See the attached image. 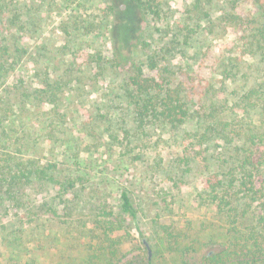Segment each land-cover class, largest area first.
Instances as JSON below:
<instances>
[{
	"label": "rangeland",
	"instance_id": "1",
	"mask_svg": "<svg viewBox=\"0 0 264 264\" xmlns=\"http://www.w3.org/2000/svg\"><path fill=\"white\" fill-rule=\"evenodd\" d=\"M144 1L130 17L136 31L129 48H121L123 59L113 66L119 43L112 26L121 19L108 11L110 0H5L19 7L17 26L25 29L16 37L29 47L11 79L23 78L37 88L39 71L55 80L63 76V94L70 98L63 99L61 109L74 110L65 121L69 138L90 133L94 139H87L88 148L81 153L85 161L79 165L91 167L87 187L80 184V191L62 196L50 187L28 190L31 214L25 221L20 220L24 208L9 202L0 207V264H79L84 258L89 264H108V251H115L113 264H212L208 257L224 247L235 218L211 200L206 186L207 180L231 172L220 155L224 141L211 138L209 152L193 156L187 134L199 126L198 119L176 130L143 125L126 83L135 62L146 76L164 77L173 88L195 76L187 84L196 96L198 81L217 82L219 90L222 75L215 58L242 55L235 44L240 32L229 28L228 33L204 34L202 22L199 34L188 41L183 35L192 0H153V9L147 6L150 0ZM125 8L117 3L116 11L124 13ZM239 8L245 12L248 7ZM198 50L202 54L196 57ZM246 81L244 76L226 86L225 119L229 109L242 111L230 101L238 98ZM121 187L131 192L136 218L121 211ZM107 234L117 238L118 250L105 249L110 243L101 240Z\"/></svg>",
	"mask_w": 264,
	"mask_h": 264
},
{
	"label": "trees",
	"instance_id": "2",
	"mask_svg": "<svg viewBox=\"0 0 264 264\" xmlns=\"http://www.w3.org/2000/svg\"><path fill=\"white\" fill-rule=\"evenodd\" d=\"M151 1L147 6L153 9ZM110 2L108 11L114 12L115 16L118 14L117 18L121 19L112 26L114 41L119 44L115 63L113 60L110 64L117 66L122 57L121 48H129L136 31L130 17L146 2ZM117 3L126 5L124 13L116 11ZM243 4L248 7L245 12L239 8ZM189 7L188 21H185L188 32L183 35L188 41L199 34L202 22L205 26L201 32L204 34L228 33L229 28L240 32L235 44L242 55L225 53L215 58L217 71L222 75L219 90H216L217 82L207 80L202 84L198 81L193 87L195 93L199 91L196 96L187 84L188 81L194 82L195 76H188V81L181 80L173 88L164 77L159 80L146 76L141 64L135 62L134 72L128 76L126 84L132 90L130 96L135 99V113L143 125L149 123L153 129L176 130L189 126L193 118L198 119L199 126L187 134L193 156L208 153L211 138L224 141L220 155L226 166H231V172L229 176V170L224 172L222 178L215 181L207 180L206 186L211 189V200L218 201L228 217L235 219L224 247L208 259L212 264H264V0H192ZM6 10L9 11L7 15ZM18 12L19 7L0 0V207L9 202L13 208H24L20 220L25 221V217L31 214L32 201L28 198V190L50 187L57 189L62 196L80 191V184L87 187L91 167L79 165L85 161L81 153L88 148L87 139L94 137L83 133L80 137L69 138L71 132L65 128V121L74 110L69 106L61 109L63 99L70 98L63 94V76L55 80L48 73L39 71L37 88L23 78L11 79L29 51L27 43L24 40L18 42L19 36L16 37L25 29L23 25L17 26ZM211 48L212 45L205 53L208 54ZM201 51L195 52L196 57L202 54ZM150 66L155 68L156 63L152 62ZM244 76H247L245 86L238 98L230 101L243 109L240 112L229 109L230 117L227 112L225 119L222 114L227 107L226 86ZM219 98L224 101L219 102ZM47 104L51 105L49 110L45 109ZM249 118L253 124L249 123ZM82 142L85 146L81 145ZM119 199L122 213L136 218L138 211L127 187H121ZM102 207L105 206L100 205ZM104 212L113 214L107 209ZM247 218L250 220L245 222ZM16 233L18 231L13 234ZM15 237V240L19 239ZM107 241L110 244L105 249H119L117 238L107 234L101 243L106 245ZM107 253L105 262L113 264L115 251ZM79 264H89L88 259L84 258Z\"/></svg>",
	"mask_w": 264,
	"mask_h": 264
}]
</instances>
